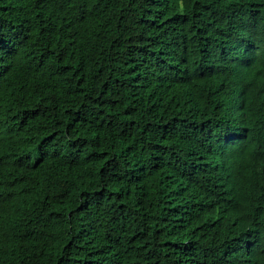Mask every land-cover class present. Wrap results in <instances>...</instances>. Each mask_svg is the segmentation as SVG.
I'll return each instance as SVG.
<instances>
[{"label": "trees", "instance_id": "trees-1", "mask_svg": "<svg viewBox=\"0 0 264 264\" xmlns=\"http://www.w3.org/2000/svg\"><path fill=\"white\" fill-rule=\"evenodd\" d=\"M0 264H264V0H0Z\"/></svg>", "mask_w": 264, "mask_h": 264}]
</instances>
